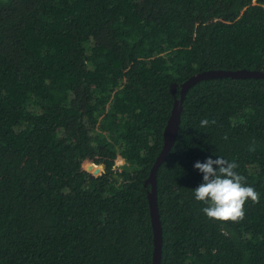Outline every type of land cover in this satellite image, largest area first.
<instances>
[{
	"label": "trees",
	"instance_id": "16d2710c",
	"mask_svg": "<svg viewBox=\"0 0 264 264\" xmlns=\"http://www.w3.org/2000/svg\"><path fill=\"white\" fill-rule=\"evenodd\" d=\"M237 69L264 72V0H0V264H152L146 180L179 85ZM181 106L160 264H264V78L201 80ZM219 156L260 194L238 223L194 197Z\"/></svg>",
	"mask_w": 264,
	"mask_h": 264
},
{
	"label": "clouds",
	"instance_id": "9594fccd",
	"mask_svg": "<svg viewBox=\"0 0 264 264\" xmlns=\"http://www.w3.org/2000/svg\"><path fill=\"white\" fill-rule=\"evenodd\" d=\"M215 123L214 119L200 120L201 127ZM223 138L227 139V134ZM249 151H255L254 143ZM193 167L203 174L202 183L194 189V197L206 205L202 210L209 219L238 223L245 216V204L249 200L259 203L260 194L245 183V176L235 171L237 163L219 156L206 158L202 163L197 161Z\"/></svg>",
	"mask_w": 264,
	"mask_h": 264
},
{
	"label": "water",
	"instance_id": "95a60500",
	"mask_svg": "<svg viewBox=\"0 0 264 264\" xmlns=\"http://www.w3.org/2000/svg\"><path fill=\"white\" fill-rule=\"evenodd\" d=\"M212 78H232V79H246V78H264V72L260 70H247V69H237V70H206L198 72L179 85V97L174 99L173 106L167 120L166 126L163 131V145L157 155L154 164L150 169L149 176L146 183L150 184V190L147 194L151 225L153 232V256L152 264H160L161 257V245H162V235H161V224L158 214L157 202H156V171L160 164L166 159L168 152L170 151L175 137L177 135L179 123H180V112L182 109L181 103L188 91V89L195 83ZM170 91L175 94L176 84L172 83L170 85Z\"/></svg>",
	"mask_w": 264,
	"mask_h": 264
}]
</instances>
